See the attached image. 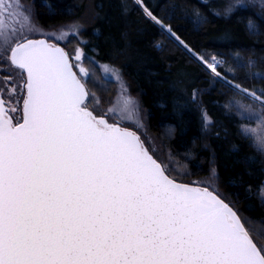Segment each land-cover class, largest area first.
Returning a JSON list of instances; mask_svg holds the SVG:
<instances>
[{
    "label": "snow or ice",
    "instance_id": "snow-or-ice-1",
    "mask_svg": "<svg viewBox=\"0 0 264 264\" xmlns=\"http://www.w3.org/2000/svg\"><path fill=\"white\" fill-rule=\"evenodd\" d=\"M41 4L55 14L49 0ZM134 4L176 37L144 0ZM253 8L264 19V0H226L223 15ZM81 27L44 30L35 0H0V264H264L246 227H264V218L242 222L211 186L180 182L148 146L143 109L119 69L90 57L87 41L77 39L74 53L57 43H71ZM247 31L260 34L254 18ZM197 59L217 83L259 102V111L235 110L260 122L253 146L264 154V89L228 79L216 55ZM234 64L246 67L238 54ZM113 84L107 100L90 90ZM202 124H212L206 111ZM256 133L241 125L238 134Z\"/></svg>",
    "mask_w": 264,
    "mask_h": 264
},
{
    "label": "trees",
    "instance_id": "trees-1",
    "mask_svg": "<svg viewBox=\"0 0 264 264\" xmlns=\"http://www.w3.org/2000/svg\"><path fill=\"white\" fill-rule=\"evenodd\" d=\"M49 2L54 15L48 14L41 0H35L39 25L83 23L86 53L98 63L110 62L120 70L147 114L152 148L172 167L176 178L192 184L214 173L217 192L242 222L249 217L264 218V154L253 146L252 138L238 134L249 121L234 105L238 99L253 101L223 81L217 83L193 55H216L222 61L219 70L228 79L243 88L264 89V80L249 76L250 71L264 73V19L256 15L258 11L240 10L224 18L216 15L220 1L144 0L176 33V39L147 18L134 0ZM198 18L202 22L197 27L189 23ZM250 18L258 22L259 35L247 31ZM237 54L246 67L235 66ZM204 111L212 121L207 130L202 124ZM246 227L255 243L264 246V227L254 223H246Z\"/></svg>",
    "mask_w": 264,
    "mask_h": 264
},
{
    "label": "rangeland",
    "instance_id": "rangeland-1",
    "mask_svg": "<svg viewBox=\"0 0 264 264\" xmlns=\"http://www.w3.org/2000/svg\"><path fill=\"white\" fill-rule=\"evenodd\" d=\"M207 1H210V0H207ZM215 1H220L221 4L218 5V9L217 11H220L221 14H223V9L225 7V3H226V0H215ZM255 9L256 11L259 12V8H253ZM68 25H80V26H84L82 22H80L79 20H75L73 22H70V23H66V24H62V25H59V26H54V27H49V28H43L44 30H49V29H53V28H59L60 26H68ZM81 31H83V27H81ZM69 39L72 41L71 43H63V42H60V41H57V43H60V46L62 47H65V50L70 52V53H74V50L75 48L77 47V43H76V40L79 39V40H84L83 36L80 35L78 38H73V37H69ZM193 54V53H192ZM194 57L197 59V55L193 54ZM198 60V59H197ZM199 61V60H198ZM200 62V61H199ZM86 67H88L87 64H85ZM118 69V68H117ZM97 71H99V69L97 68ZM120 71V70H119ZM121 73V72H120ZM122 75V74H121ZM122 78H123V82L127 85V87L129 88L130 90V94L136 99L139 101L140 105H141V102L139 100V97L138 95L134 94L132 91H131V88L129 87L126 79L124 78V76L122 75ZM90 90L91 91H97V94L102 96L105 100L107 99H110L111 98V93L115 91V84H113V88L112 90L109 88L108 89V92L105 93V92H100L98 91L97 89L95 88H91L90 87ZM250 100H252L251 98H249ZM253 102H255L256 104H254L253 102H249V101H244L242 99H238L236 101H234V105H238V104H242L246 107H251L253 105H255V110L259 111V102H256L254 100H252ZM108 105L105 104L104 107H107ZM142 107V105H141ZM143 109V108H142ZM143 115H144V125H145V129L142 130V134L145 136L146 140L148 141V144L150 145V147L152 148L153 145H154V140L152 138V136L149 134L148 132V129H147V114L146 112L143 110ZM244 127H247V128H251V129H257V133L252 137V140H257L260 136V128H261V124L259 121L253 119L251 121L248 122L247 125H245ZM193 182H196L197 184H204V185H209L211 186L215 191L218 190V184H217V181L215 180V176H214V173H212L210 176L208 177H205V178H199V179H196L194 180ZM219 191V190H218ZM260 247L264 248L263 245H260Z\"/></svg>",
    "mask_w": 264,
    "mask_h": 264
},
{
    "label": "water",
    "instance_id": "water-1",
    "mask_svg": "<svg viewBox=\"0 0 264 264\" xmlns=\"http://www.w3.org/2000/svg\"><path fill=\"white\" fill-rule=\"evenodd\" d=\"M185 184H187V183H185ZM255 242V241H254Z\"/></svg>",
    "mask_w": 264,
    "mask_h": 264
}]
</instances>
